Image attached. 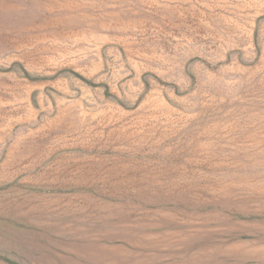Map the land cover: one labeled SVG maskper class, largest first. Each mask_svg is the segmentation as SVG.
<instances>
[{
  "label": "rangeland",
  "instance_id": "obj_1",
  "mask_svg": "<svg viewBox=\"0 0 264 264\" xmlns=\"http://www.w3.org/2000/svg\"><path fill=\"white\" fill-rule=\"evenodd\" d=\"M0 264H264V0H0Z\"/></svg>",
  "mask_w": 264,
  "mask_h": 264
}]
</instances>
